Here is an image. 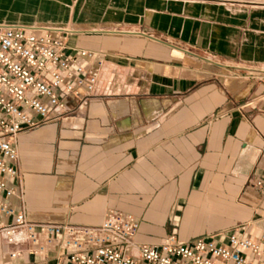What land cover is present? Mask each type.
Listing matches in <instances>:
<instances>
[{
  "label": "crops",
  "instance_id": "crops-1",
  "mask_svg": "<svg viewBox=\"0 0 264 264\" xmlns=\"http://www.w3.org/2000/svg\"><path fill=\"white\" fill-rule=\"evenodd\" d=\"M28 2L14 0L12 10ZM47 7L62 19L42 25L71 29L69 49L105 60L85 105L54 111L18 136L23 196L8 204L33 223L56 225L95 227L123 212L141 221L138 246L171 234L260 241L264 189L249 181L264 178V0ZM29 248L0 237V264H55L63 253L32 256ZM15 251L23 253L12 259Z\"/></svg>",
  "mask_w": 264,
  "mask_h": 264
},
{
  "label": "built area",
  "instance_id": "built-area-1",
  "mask_svg": "<svg viewBox=\"0 0 264 264\" xmlns=\"http://www.w3.org/2000/svg\"><path fill=\"white\" fill-rule=\"evenodd\" d=\"M70 36L71 29L60 26H0V194L4 195L0 237L16 246L29 244L32 256L60 250L55 264H262L264 234L254 241L235 233L221 243L210 237L187 242L171 234L160 245L138 246L135 238L141 221L123 212L110 211L95 227L56 225L33 223L24 211L8 204L6 199L23 196L22 184H16L18 136L50 122L54 111L65 113L85 105L95 92L105 57L88 49H69ZM249 184L264 189V178ZM22 253L10 256L17 259Z\"/></svg>",
  "mask_w": 264,
  "mask_h": 264
},
{
  "label": "rangeland",
  "instance_id": "rangeland-1",
  "mask_svg": "<svg viewBox=\"0 0 264 264\" xmlns=\"http://www.w3.org/2000/svg\"><path fill=\"white\" fill-rule=\"evenodd\" d=\"M52 0H39L36 2V0H31V2H28L26 5L23 4L22 6L18 7L17 11H13L12 6L14 0H0V22L7 23L0 24V26H31L27 25V23H33V24H41L46 23L48 24V20L53 18L62 19L60 13L51 15V11L48 10L47 2ZM59 16V18H58ZM17 22V23H13ZM13 23V24H11ZM27 25V26H25ZM51 25V24H50ZM54 25V24H53ZM63 26V24H61ZM232 207V206H229ZM200 224V223H199Z\"/></svg>",
  "mask_w": 264,
  "mask_h": 264
}]
</instances>
